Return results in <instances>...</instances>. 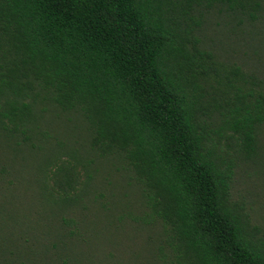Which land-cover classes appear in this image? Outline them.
<instances>
[{
	"label": "trees",
	"instance_id": "obj_1",
	"mask_svg": "<svg viewBox=\"0 0 264 264\" xmlns=\"http://www.w3.org/2000/svg\"><path fill=\"white\" fill-rule=\"evenodd\" d=\"M212 26L264 51V0H0V264H95L132 224L159 229L160 264H264L230 196L264 80Z\"/></svg>",
	"mask_w": 264,
	"mask_h": 264
},
{
	"label": "rangeland",
	"instance_id": "obj_2",
	"mask_svg": "<svg viewBox=\"0 0 264 264\" xmlns=\"http://www.w3.org/2000/svg\"><path fill=\"white\" fill-rule=\"evenodd\" d=\"M203 36L207 47L218 53L222 61L264 80V51L252 36L234 35L222 26H212ZM259 142L257 160L239 162L233 167L230 196L243 206L251 221L264 231V134L260 135ZM130 225L127 222L125 226ZM159 236L158 228L144 230L133 224L131 228L111 231L106 235L108 241L100 243L99 249L94 252V263L160 264V254L155 251ZM163 261L167 264L168 258Z\"/></svg>",
	"mask_w": 264,
	"mask_h": 264
}]
</instances>
